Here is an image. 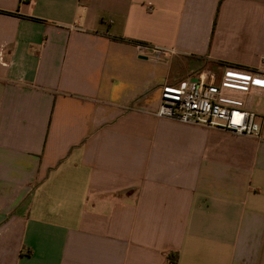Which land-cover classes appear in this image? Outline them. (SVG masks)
<instances>
[{
    "label": "crops",
    "instance_id": "0c3cea01",
    "mask_svg": "<svg viewBox=\"0 0 264 264\" xmlns=\"http://www.w3.org/2000/svg\"><path fill=\"white\" fill-rule=\"evenodd\" d=\"M0 11V264H264V0ZM200 60L259 138L156 117Z\"/></svg>",
    "mask_w": 264,
    "mask_h": 264
},
{
    "label": "built area",
    "instance_id": "2783aa9c",
    "mask_svg": "<svg viewBox=\"0 0 264 264\" xmlns=\"http://www.w3.org/2000/svg\"><path fill=\"white\" fill-rule=\"evenodd\" d=\"M29 0H20L21 3ZM165 57L177 55L174 49L138 45ZM2 53L0 52V59ZM224 79L249 83L250 87L264 89V82L251 78V72L235 67H225ZM195 81L186 79L177 85H164L161 88L160 104L156 117L177 121L183 124L227 131L237 136L259 138L260 125L256 114L245 108L241 99L229 98L216 82L212 71H201Z\"/></svg>",
    "mask_w": 264,
    "mask_h": 264
},
{
    "label": "trees",
    "instance_id": "16d2710c",
    "mask_svg": "<svg viewBox=\"0 0 264 264\" xmlns=\"http://www.w3.org/2000/svg\"><path fill=\"white\" fill-rule=\"evenodd\" d=\"M2 13H5V12H2ZM200 64H201L202 67L203 66H209L210 68L223 67V66L226 65L225 63H221V62H218V61H210V60H204V61L200 60ZM175 255H176L175 253L171 254V255L169 254L167 256V259L171 260V261H175L176 260V256Z\"/></svg>",
    "mask_w": 264,
    "mask_h": 264
},
{
    "label": "rangeland",
    "instance_id": "374dc122",
    "mask_svg": "<svg viewBox=\"0 0 264 264\" xmlns=\"http://www.w3.org/2000/svg\"><path fill=\"white\" fill-rule=\"evenodd\" d=\"M179 63H182V65H183V64H184V65L186 64V62H185L184 59H183L182 61H179ZM184 65H183V66H184ZM204 70H206V71H207V70H208V71H211V68H210L209 66H203V67H202L201 65H199L198 68H197L196 70H193V71H194V74H195V73H197V72H201V71H204Z\"/></svg>",
    "mask_w": 264,
    "mask_h": 264
},
{
    "label": "water",
    "instance_id": "95a60500",
    "mask_svg": "<svg viewBox=\"0 0 264 264\" xmlns=\"http://www.w3.org/2000/svg\"><path fill=\"white\" fill-rule=\"evenodd\" d=\"M192 81H195V79H192Z\"/></svg>",
    "mask_w": 264,
    "mask_h": 264
}]
</instances>
